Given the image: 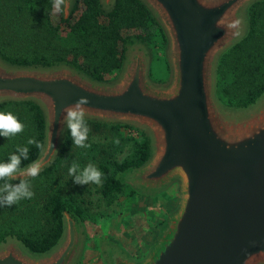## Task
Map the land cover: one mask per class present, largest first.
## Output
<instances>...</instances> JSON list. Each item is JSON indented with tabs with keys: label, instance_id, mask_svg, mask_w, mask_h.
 Segmentation results:
<instances>
[{
	"label": "water",
	"instance_id": "obj_1",
	"mask_svg": "<svg viewBox=\"0 0 264 264\" xmlns=\"http://www.w3.org/2000/svg\"><path fill=\"white\" fill-rule=\"evenodd\" d=\"M114 1L101 0L106 8ZM141 1L168 39L166 82L150 77V53L139 39L127 44L111 80L65 62L22 65L0 57V101L30 99L45 115L44 149L20 168L50 164L66 130L63 109L87 96V118L135 124L149 136V157L122 179L146 192L177 181L180 194L145 255L136 260L106 246L110 264H264V97L234 113L215 95L217 58L244 34V11L254 0ZM82 241L79 220L64 210L50 249L32 252L7 237L0 264H76Z\"/></svg>",
	"mask_w": 264,
	"mask_h": 264
},
{
	"label": "trees",
	"instance_id": "obj_2",
	"mask_svg": "<svg viewBox=\"0 0 264 264\" xmlns=\"http://www.w3.org/2000/svg\"><path fill=\"white\" fill-rule=\"evenodd\" d=\"M0 57L13 64L50 65L65 62L86 68L88 74L107 80L122 65L127 44L134 39L148 42L152 28L159 23L141 0H115L108 8L101 0H73L68 16L59 14V22L52 23L53 0H0ZM63 28L67 38L59 39ZM134 31V32H131ZM149 35V37L147 36ZM82 60V62L80 61ZM110 76V77H106ZM215 93L227 106L246 108L264 93V0H254L246 7L244 34L225 48L215 66ZM0 111H11L25 125L24 130L10 138L0 135V162H7L17 147H28V159H34L41 149L28 144L30 138L44 143L45 115L39 103L30 100H2ZM94 128L109 124L114 128L130 125L106 122L85 117ZM67 132V127L65 134ZM132 148L122 158L115 150L101 158L98 167L103 172L100 192L110 197L127 184L118 174L139 166L150 155V139L140 129ZM133 137V136H131ZM63 136L61 148L65 142ZM115 147L117 143L113 141ZM94 149L95 144H90ZM122 149L121 144L118 149ZM57 155L35 178L25 177L29 183L38 182L46 190L43 202V222L28 226L0 227V242L16 237L32 252L50 249L63 230V211L68 210L79 220L82 209L75 195L63 196L53 186ZM6 181L0 180V185ZM9 183L19 179L8 178Z\"/></svg>",
	"mask_w": 264,
	"mask_h": 264
},
{
	"label": "rangeland",
	"instance_id": "obj_3",
	"mask_svg": "<svg viewBox=\"0 0 264 264\" xmlns=\"http://www.w3.org/2000/svg\"><path fill=\"white\" fill-rule=\"evenodd\" d=\"M244 16L246 18V9ZM51 22H59V14H52ZM57 35L58 40L56 41L61 42L60 38H67V33L63 28H61V32L57 33ZM149 35H147L149 37L148 42H144L150 53L149 75L156 83H163L170 77V65L167 57L168 39L160 23L159 26L152 28ZM80 61L82 62V60ZM121 67L107 80L117 77ZM78 69L89 75L86 68ZM263 97L264 93L255 103L246 108L227 106L218 97L217 99L226 110L239 113L244 109L255 106ZM87 124L91 131L86 143L95 144L94 149L75 146L67 129L66 135H64L66 136L65 142L57 154L59 161L54 170L53 178V186L63 196L75 195L82 209L79 222L83 229V241L76 264H85L90 259L94 261V264H110V252L108 249L109 257H107L106 246L119 248L134 259L139 260L152 246L168 214L178 206L180 200L178 182L174 181L168 186L153 192L139 190L126 182L127 184L121 191L114 192L110 197L102 195L100 192L101 184H75L72 177L68 174V169L74 160L80 164L81 168L89 162L98 167L101 158L108 153L112 154L116 148L115 153L117 158H122L130 152L132 141L135 136L139 137L140 129L144 130L135 124L121 125L118 128H114L109 124L94 128L91 123L87 122ZM117 139L119 143L115 147L112 142ZM120 144L122 149H118ZM123 173L125 172L118 174L122 177ZM31 185V190L35 193L32 199H23L10 207H0V227H7L8 225L23 227L32 223L39 224L43 222L42 206L46 190L38 182H33ZM156 199L166 205L167 215L163 219H157L153 225L152 219L158 215V211L154 209V202L158 206ZM122 235H124L123 240L128 241V244L124 246L125 248L121 245Z\"/></svg>",
	"mask_w": 264,
	"mask_h": 264
},
{
	"label": "clouds",
	"instance_id": "obj_4",
	"mask_svg": "<svg viewBox=\"0 0 264 264\" xmlns=\"http://www.w3.org/2000/svg\"><path fill=\"white\" fill-rule=\"evenodd\" d=\"M66 8L67 0H53V14L65 12ZM89 103L87 96H81L74 104L63 109V121L70 132L74 145L80 148L91 147L90 144L86 143L91 131L85 119ZM24 127L25 125L11 111H0V135L10 138L22 132ZM115 142L118 144L119 140L117 139ZM28 144H34L41 150L44 149V145L34 138H30ZM28 153V147L18 146L16 153L10 155L7 162H0V180L6 181L0 186V207H10L23 199L34 197L35 193L31 190L32 185L23 177L35 178L38 176L41 171V164L39 161H34L26 168L21 169L22 160L28 159ZM68 174L72 177L74 183L78 185H100L104 175L95 164L89 162L81 168L75 160L69 167ZM8 178L19 179V182L9 183L7 182Z\"/></svg>",
	"mask_w": 264,
	"mask_h": 264
},
{
	"label": "crops",
	"instance_id": "obj_5",
	"mask_svg": "<svg viewBox=\"0 0 264 264\" xmlns=\"http://www.w3.org/2000/svg\"><path fill=\"white\" fill-rule=\"evenodd\" d=\"M154 199V198H153ZM157 201H158V199H156ZM164 203H165V201H164ZM154 209L155 210H157L158 211V215H157V217L156 218H153L152 219V224L154 225L155 224V222L157 221V219H163V218H165L166 217V215H167V207H166V205H164V204H162V203H160L159 201H158V206L156 205V203L154 202ZM160 205H162V206H160ZM155 212V211H154ZM153 213V212H152ZM158 236V235H157ZM124 239V235H122V237H121V245L124 247V246H126V244H128V241H125V240H123ZM156 240V239H155ZM154 240V241H155ZM154 243V242H153ZM153 245V244H152ZM125 248V247H124ZM127 250V249H126ZM133 250V249H132ZM88 262L87 263H85V264H94V261H91V259L90 260H87Z\"/></svg>",
	"mask_w": 264,
	"mask_h": 264
}]
</instances>
